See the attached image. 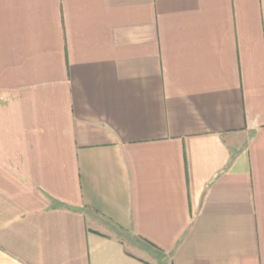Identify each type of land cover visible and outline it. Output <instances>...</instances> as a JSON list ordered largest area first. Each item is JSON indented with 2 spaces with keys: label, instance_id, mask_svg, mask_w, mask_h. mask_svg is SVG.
Listing matches in <instances>:
<instances>
[{
  "label": "crops",
  "instance_id": "1",
  "mask_svg": "<svg viewBox=\"0 0 264 264\" xmlns=\"http://www.w3.org/2000/svg\"><path fill=\"white\" fill-rule=\"evenodd\" d=\"M0 264H264V0H0Z\"/></svg>",
  "mask_w": 264,
  "mask_h": 264
}]
</instances>
